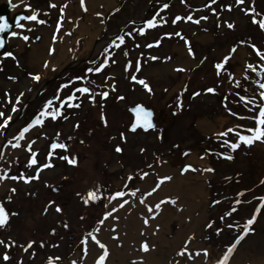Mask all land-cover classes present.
Instances as JSON below:
<instances>
[{
  "label": "rangeland",
  "instance_id": "374dc122",
  "mask_svg": "<svg viewBox=\"0 0 264 264\" xmlns=\"http://www.w3.org/2000/svg\"><path fill=\"white\" fill-rule=\"evenodd\" d=\"M4 1L0 0V16L9 27L0 32L4 41L0 47V124L5 119L8 124L0 128V174L6 180L0 187V205L9 218L0 226V264L70 261L84 252L88 233L96 230L104 213L109 212L112 193L137 190L143 174L190 150L204 154L211 166L204 230L210 259L216 261L220 254L223 258L258 207L260 212L251 226L254 231L237 244L227 264L238 256L246 260L264 257V141L245 145L238 136L250 135L247 129L255 127L254 118L264 104L260 96L264 89L259 87L264 83V60L256 54L259 50L264 55V29L259 26V20L264 19V0H243L240 4L236 0H119L103 18L91 50L84 54L87 37L81 36L74 42L75 54L59 65H51L52 45L37 59L32 53L46 34L52 41L69 36L74 25L66 28L63 20L73 0H22L20 10L14 13L12 0ZM33 13L37 20L17 21V17ZM153 16L157 17L156 26L145 28L144 21ZM177 16L181 19L173 23ZM188 16L192 20L186 19ZM13 32L17 35L12 36ZM24 35L29 37L27 41L22 39ZM117 36L124 37L123 43L117 41L119 47L105 53L103 49ZM233 48L229 60L223 62ZM4 52L13 55L5 57ZM105 57L109 63L100 72L86 71L99 67ZM186 57L191 61L188 68L180 63ZM221 62L218 71L215 64ZM36 74L39 80L33 79ZM75 76L85 78L72 80ZM140 79L149 85L150 92L138 83ZM62 84L67 86L60 88ZM79 87L90 91H73ZM207 88L214 92L205 91ZM104 92L106 97L101 95ZM57 95L58 99L74 96L70 103L78 106L67 107L68 102L59 105L53 99ZM49 100L52 109L60 108V116L55 120L43 117L42 124L33 126L23 138L13 139ZM245 101L247 110H241L239 106ZM137 104L155 114L157 126L148 132L128 129L133 120L130 108ZM213 140L218 145H213L215 150L210 147ZM53 142L66 148L51 149ZM231 143L239 146L232 149ZM117 146L121 151L115 150ZM8 149L14 155L4 161ZM49 151L53 155L49 156ZM32 152L37 163L30 167ZM61 155L75 157L77 163L69 164L59 158ZM49 162L51 167L37 173L40 165ZM21 175L37 178L28 182L11 179ZM90 191L98 199L85 204L82 198ZM224 200L237 211L230 214L227 207L218 232L210 217ZM178 229V221L173 220L171 230ZM85 240L86 245L82 243ZM93 245L92 241L90 247ZM184 259V254L172 252L168 256L175 264Z\"/></svg>",
  "mask_w": 264,
  "mask_h": 264
},
{
  "label": "bare ground",
  "instance_id": "6f19581e",
  "mask_svg": "<svg viewBox=\"0 0 264 264\" xmlns=\"http://www.w3.org/2000/svg\"><path fill=\"white\" fill-rule=\"evenodd\" d=\"M21 1L12 0L13 13L20 10ZM118 1L84 0V7L81 8L80 0H73L72 4L68 5L66 19L63 20L66 28L74 25L69 36L64 34L58 40L52 41L50 35L46 34L47 37L39 40V45L34 46L33 57L37 59L46 46L52 45L54 54L50 59L51 65L62 64L75 54L74 42L81 36L87 37L84 54L88 53L102 29L103 18ZM180 63L188 68L191 61L186 57ZM13 155V150L8 149L4 161L9 157L12 158ZM185 165H191V168L182 171ZM208 169H211V166L204 154L198 151H186L163 161L153 168L151 173L144 175L143 183L137 190L125 193L123 197L113 198L109 209L110 215L102 219L103 223L94 232V235L107 247L108 256L105 264H142L143 261L148 264H175L168 261L169 254L173 252L175 255H180L183 249H187L184 253L185 261L179 264H217L222 255L220 254L218 260L212 261L211 249L206 246L204 240L207 180L211 174ZM165 176L169 179L157 181L158 177ZM5 181V179L0 180L1 188ZM157 184H159L158 188ZM154 188L155 191H152ZM141 199L144 203H141ZM171 200L175 203H170ZM161 201L164 202L158 213L153 216L148 212V207ZM118 204L123 206L117 207ZM112 207H117V210L112 212ZM145 219L148 220L147 224L144 223ZM173 220H177L179 225V229L174 232L171 230ZM91 242L89 238L86 253L85 251L78 253L64 264H72L73 261L76 264H95L102 250L97 245L90 247ZM144 243L149 246L147 251L141 248ZM250 260L238 256L229 264H247V261L251 264H264V257L253 256Z\"/></svg>",
  "mask_w": 264,
  "mask_h": 264
},
{
  "label": "snow or ice",
  "instance_id": "6c2138e0",
  "mask_svg": "<svg viewBox=\"0 0 264 264\" xmlns=\"http://www.w3.org/2000/svg\"><path fill=\"white\" fill-rule=\"evenodd\" d=\"M242 2H243V0H236L237 4H240ZM80 6H81V8L84 7V0H80ZM164 7L167 8L168 6L165 4ZM247 11L253 12L254 9H248ZM97 15H99V13ZM20 19H26V20H30V21H35V20H37V16H36L35 13H33L32 15L24 16L22 18L21 17H17V21H19ZM180 19H181V17L177 16L172 22L175 23L177 20H180ZM186 19L192 20V17L188 16V17H186ZM40 22L43 23V21H40ZM156 22H157V17L156 16H153L152 18L145 20L144 21L145 28L155 27L156 26ZM195 22L198 23V21H195ZM256 22H257V20H256L255 16H253V23H256ZM17 26L20 27V28L24 27L23 24H19V23L17 24ZM59 26L60 25L58 23L57 27H59ZM227 26L229 28L233 27L232 24H228ZM259 26L262 29H264V19L259 20ZM8 27H9V24H8L6 18L4 16H0V32L5 31ZM144 30H145L144 28L139 29V31L141 33H143ZM11 35L12 36H16L17 33L13 32V33H11ZM176 35H179V33H177ZM22 39L27 41L29 39V37L27 35H24V36H22ZM53 39L55 40L56 37L54 36ZM117 41H119L120 43H123L124 37L123 36H117L107 47H105L103 49V51L105 53H109V49L110 48L119 47V45L117 44ZM154 43L158 44L159 41H154ZM3 46H4V41H3V39H0V47H3ZM151 46L152 45H147V47H151ZM252 47L255 50V45H253ZM50 51H53V50L50 49ZM234 51H235V48H233L230 51L229 55H227V56H225L223 58V62H227L229 60V57L231 56V52H234ZM188 52H189L190 55L192 54L191 48L188 49ZM256 54L258 56H260L262 60H264V55H261L259 50H256ZM3 55L5 57H12L13 54L10 53V52H4ZM152 59H156V57H152ZM223 62L215 64V68L218 71L222 68ZM108 63H109V60L107 59V57H105L103 63H101L99 65V67L88 68L86 71H88V72H93V71L94 72H100L101 69L104 68L105 65L108 64ZM136 67H137V70H139V62H137ZM247 67L248 68H252V65L249 64V65H247ZM180 70H183V69H180ZM84 78L85 77L75 76V77H72V80H81V79H84ZM131 78L134 81L137 80L136 76H132ZM33 79L39 80L40 77H39L38 74H36V75L33 76ZM72 80H69L68 83H72ZM138 83L140 85H142L144 89L148 90L149 92L151 91V88L149 87V85L143 79H140L138 81ZM66 86H67L66 84H62V85H60V88H64ZM259 87L261 89H264V83H261L259 85ZM73 91H76V92H79V93H89L90 90L87 87H79V88H74ZM205 91H207L209 93H212V92H214V89L213 88H207V89H205ZM58 93H59V88L57 89V94ZM101 95H102V97H106L108 95V93L104 92ZM193 95H196V93H193ZM260 96H261L262 99H264V91H262L260 93ZM88 98L91 99L92 97L89 96ZM17 99H19V97ZM53 99H56L58 104L61 105V106H64L66 102H68L67 103V107L78 106V105H73V104L70 103L73 99H75V97L72 96V95H68V96L64 97L63 99H58V95H57L56 97H53ZM120 99H122V97H120ZM241 99H244V98L241 97ZM51 105H52V100L46 101L43 104L42 109L37 113L36 117L33 118L31 120V122L27 124L26 127H23L22 129H20L18 135L14 136L13 139L19 140L20 138H23L24 134L27 133L29 131V129L33 128V126L42 124L43 117L47 116V117H51V119L55 120L58 116H60V114H61L60 108L57 107L55 109H52ZM13 110L15 111V108ZM132 111L136 114V122L132 124V130L133 131L136 129L137 125H139L140 127H142L145 130H148V129H151V128L154 127V125H153V123L151 122V119H150L151 116H152V113L149 110L145 109L141 105H136L132 109ZM2 115H3V113H0V116H2ZM101 119H104L103 115L101 116ZM254 119H255V127L247 129V131H248V133H250V135L238 134L239 141L242 142L245 145H250V144H252L255 141H264V104L260 105L259 114L256 115ZM105 123H106V121H105ZM7 124H8V119H5L3 124H0V128L5 127ZM227 131L228 132H232L233 129H228ZM121 138H124L123 134H121ZM12 146L13 147H18L19 145L18 144H13ZM238 146L239 145L237 143H231L230 144V147L232 149H236ZM56 148L65 149L66 145L63 144V143L57 144L56 142H53L51 144V149H56ZM115 150L117 152H119V151H121V148L119 146H117ZM48 155L51 156V155H53V153L51 151H49ZM35 156H36V153L32 152L31 153V157L32 158H30L28 160V165L30 167L37 163V161L35 159ZM59 158L62 159V160H65L67 163L72 164V165H75L77 163V160H76L75 157H69V156L61 155ZM227 158L231 159L232 157L229 156ZM51 166H52V164L50 162L49 163H45V164L40 165L36 169V171H37V173H39L41 168H47V167H51ZM189 168H191V165H185L184 168L182 169V171H186ZM208 171H211V169H208ZM143 175H147V174L145 173ZM35 178H37V177H25L23 175H21L20 177H11V179H13V180L21 179V180H24L25 182H28L29 180L35 179ZM3 179H5V177L4 176H0V180H3ZM160 179H161V181H163V180L169 179V177L165 176V177L160 178ZM156 187L158 188L159 184H157ZM13 191H15V190L13 189ZM152 191H155V188ZM111 195H112V198H117V197H123L125 195V193L123 191H115ZM82 199L84 200V203L87 204V203H89L90 200L91 201L97 200L98 197L96 196V194L94 192L90 191L87 194V198H82ZM261 201L264 202V197L261 198ZM163 202L164 201H161L159 203L154 204L152 207H148V212L151 213L154 216L156 213H158L160 211L161 204ZM169 202L173 203V204L175 203L174 200H171ZM49 203H52V202L50 201ZM125 203H126V201H125ZM141 203H144L143 199H141ZM122 206L123 205H121V204L117 205V207H122ZM117 207H112L111 211L115 212L117 210ZM60 210L61 209L57 206L56 211L59 212ZM259 212H260V208L258 207L256 209V212L252 215V217L249 218L246 221V223L243 226V229H242L241 233L236 237L235 241L230 246H228L227 251L224 253L223 258L220 261H218V264H227L228 258L232 255V253H233L234 249L236 248L237 244H239L240 241L249 232L254 231V229L251 226L255 223L256 218H257V213H259ZM109 215H110V213L107 212V211L104 213V217L105 218H107ZM8 218H9V214L6 212L5 208L2 205H0V226H4L6 224ZM99 223H103V221H99ZM144 223L147 224L148 220L145 219ZM65 227H67V225H65ZM95 231L96 230L94 229L93 232L88 233V236L95 243V245H97L99 247V249L102 250L101 254H99L97 259L95 260V264H105L106 257L108 256V250H107V247L105 246V244L102 243L96 237V235H94ZM217 231L219 232V229H217ZM0 243H3V242L0 241ZM82 243H84L86 245V240L82 241ZM30 244H31V242H30ZM30 244H29V246H30ZM148 247L149 246H148L147 243H144V244L141 245V248L144 251H147ZM84 251H85V253L87 252V247H85ZM186 251H187V249H183L179 254L183 255ZM3 258L5 260H7L9 257L5 254ZM49 264H52L51 260L49 261ZM72 264H76V262L73 261Z\"/></svg>",
  "mask_w": 264,
  "mask_h": 264
},
{
  "label": "trees",
  "instance_id": "16d2710c",
  "mask_svg": "<svg viewBox=\"0 0 264 264\" xmlns=\"http://www.w3.org/2000/svg\"><path fill=\"white\" fill-rule=\"evenodd\" d=\"M242 104H243V102H242ZM246 106H248L247 105V101L244 102L243 107L242 106H239V107H240L241 110H247L246 109ZM241 129H243V128H241ZM215 144L217 145V142H215V140H213V142L210 144V147L212 149H214V150H215V148H214L213 145H215ZM216 152H217V150H216ZM211 189H212L211 190V196L213 197V195H214V193H213V189H214L213 188V185H212V188ZM224 202H225V200H224ZM227 202H229V201H227ZM227 207H229V209L231 208L230 210L232 211V213H230V214H233L234 211H237L235 209H232L231 206H228V204H226V202L223 205L220 203L219 206L217 207V209H215V211H213V214L211 215L212 217H210V220L212 221V225L214 227H216L215 228L216 230L217 229H219V230L222 229L221 228L222 226L220 225V223H221V221H223L225 219L226 212L229 210Z\"/></svg>",
  "mask_w": 264,
  "mask_h": 264
},
{
  "label": "water",
  "instance_id": "95a60500",
  "mask_svg": "<svg viewBox=\"0 0 264 264\" xmlns=\"http://www.w3.org/2000/svg\"><path fill=\"white\" fill-rule=\"evenodd\" d=\"M0 39H2V38H0ZM139 105H141V104H139ZM141 106H143V105H141ZM135 107V106H134ZM133 107V108H134ZM144 107V106H143ZM133 108H131L130 109V112L132 113V115H133V120H132V122H130L129 123V125H128V129L130 130V131H133L132 130V124L133 123H135L136 122V114L132 111V109ZM145 109H147L146 107H144ZM147 110H149L151 113H152V116H151V122L153 123V125H154V127L156 126V123H155V121H154V112H153V110H151V109H147ZM153 127V128H154ZM153 128H151V129H153ZM138 129H142L143 131H149V130H151V129H148V130H145V129H143L142 127H140L139 125H137V127H136V129L134 130V131H136V130H138Z\"/></svg>",
  "mask_w": 264,
  "mask_h": 264
}]
</instances>
